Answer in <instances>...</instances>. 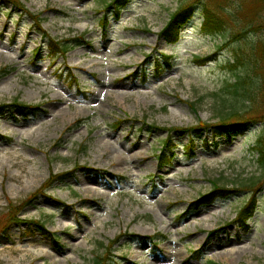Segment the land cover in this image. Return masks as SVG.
Listing matches in <instances>:
<instances>
[{"label": "rangeland", "instance_id": "374dc122", "mask_svg": "<svg viewBox=\"0 0 264 264\" xmlns=\"http://www.w3.org/2000/svg\"><path fill=\"white\" fill-rule=\"evenodd\" d=\"M196 1L131 0L119 19L110 6L104 28L111 0H22L24 9L0 0V70H10L0 105L42 104L0 108V218L31 201L22 222L0 225V264H264V184L245 231L234 221L247 188L194 210L215 184L264 178L253 150L264 136V0L201 1L177 43L162 38L171 14ZM203 2L223 19L219 31L203 32ZM29 11L71 42L66 54L51 58ZM247 73L262 81L241 117L254 120L173 131V160L161 167L165 129L217 124L218 111H232L228 84Z\"/></svg>", "mask_w": 264, "mask_h": 264}, {"label": "trees", "instance_id": "16d2710c", "mask_svg": "<svg viewBox=\"0 0 264 264\" xmlns=\"http://www.w3.org/2000/svg\"><path fill=\"white\" fill-rule=\"evenodd\" d=\"M8 2L12 3L14 6L18 8H25L24 4L21 0H7ZM131 2V0H112L110 3L106 5V9L104 10V13L106 10L112 6L110 9L111 14L114 16L115 19H119L121 17V12L124 8ZM195 10V4H183L181 7L177 9V11L171 16L170 21L167 23V25L164 27V29L161 31V36L164 37L168 42L174 43L177 42L181 36L182 27L186 25L193 17ZM29 14L31 15L32 19L34 20V23L36 24L38 30L42 33L43 37L47 39L46 46L48 47L50 56H54L57 54H65L66 51L71 47V43L69 40L60 41L55 38H52L49 33L42 28V20L40 19V15L31 13L29 11ZM109 18L110 14L105 13L101 17V24L104 28L107 27L109 24ZM222 22L223 19H221L218 15L213 14L211 11L208 10V8L205 9V25L204 30L207 32H213L214 30H219L222 28ZM38 54V53H37ZM204 59H198V61H204ZM169 65V63H167ZM159 63H157L156 67H159ZM170 66V65H169ZM235 64H229L230 68H234ZM9 69L3 68L0 70V78L4 76L5 74L9 73ZM262 81L259 79L254 78L249 73H247L245 76H237L234 83H229L228 86L233 87L234 90L232 91L234 95V99L232 100V103H230V106L232 108V111L224 113L222 110L218 111L220 115V120L218 124L212 125L208 124L206 122L200 121L199 125L188 128V129H179L175 128L177 132L183 134L185 132H193L196 134H201L202 132H205L209 128H222L224 126H229L231 129H237L240 126L247 124L249 125L252 119H244L241 118L245 115L246 112L250 110V105L248 106L245 102H251L253 99V94H255L256 89L260 91L262 87ZM259 93V92H258ZM257 98H255L256 101ZM254 100V99H253ZM254 101V104H255ZM231 102V101H224ZM190 106L193 108L195 107V103L190 102ZM6 107H22L24 109H37L40 110L41 105H30L27 103L20 102L19 99H15L11 103H3L0 105V108H6ZM237 117L234 121L227 122L225 120H228L232 117ZM241 118V119H240ZM81 121V120H79ZM117 124V123H116ZM119 125V123L117 124ZM169 138V137H168ZM172 140L169 138L168 144L166 147L162 150H160V153L158 154V159L162 165H167L172 163V158L170 157V154H172V150L174 149V146L171 145ZM253 150H255L258 153V162L261 166H264V136H261L257 139L253 146ZM189 153L192 154V148L189 147L188 149ZM74 174V169L70 171H66L63 173L58 174H52L48 177V180H46V183L43 185L42 189L39 191L43 192L46 188L52 187L56 182H63L68 177L72 176ZM262 184H264V178L261 176L259 177H253L245 182H242L243 188L235 187V189H229L225 186H220L218 184H215V189L213 192L205 195V199L202 201H198V205L195 207V209H198L202 205L211 204L214 202L217 198L220 197H226L230 194L236 193L242 189H249V191H253L252 195L250 196L248 202L244 204V206L241 208V210L237 214V218L235 220V223H237L244 231L249 229L248 222L250 219L254 216V213L257 209V201H258V194L262 190ZM245 185V186H244ZM238 188V189H237ZM36 197V196H35ZM31 201L23 202L19 206L15 207L14 205H11V209L9 212L4 213L3 217L0 218V225L3 226L2 232H5L9 229L8 224L14 223V222H22V220L18 217L19 212L22 210V208L29 204ZM34 225H37L38 229L41 230L43 235H51L49 231L46 230L45 222L43 221H33ZM53 236V235H52ZM120 237L115 238L113 241H111V245L114 243H117L119 241ZM110 243L106 246V248L110 249ZM96 264H102L101 261H97Z\"/></svg>", "mask_w": 264, "mask_h": 264}, {"label": "bare ground", "instance_id": "6f19581e", "mask_svg": "<svg viewBox=\"0 0 264 264\" xmlns=\"http://www.w3.org/2000/svg\"><path fill=\"white\" fill-rule=\"evenodd\" d=\"M136 156H138V153L135 154ZM190 212V211H189Z\"/></svg>", "mask_w": 264, "mask_h": 264}]
</instances>
